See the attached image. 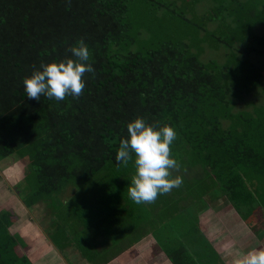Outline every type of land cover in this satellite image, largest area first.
Instances as JSON below:
<instances>
[{"label": "trees", "instance_id": "16d2710c", "mask_svg": "<svg viewBox=\"0 0 264 264\" xmlns=\"http://www.w3.org/2000/svg\"><path fill=\"white\" fill-rule=\"evenodd\" d=\"M81 39L95 69L83 95L28 99L24 79L71 57L66 49ZM138 117L177 132L174 175L183 184L151 204L129 197L134 160L116 161ZM7 158L29 162L21 199L29 208L47 203L61 254L78 238L102 255L128 247L124 238H142L143 216L162 207L178 214L188 196L224 193L250 217L264 206V0H0V161ZM11 226L1 211L0 264H32L17 255L26 245Z\"/></svg>", "mask_w": 264, "mask_h": 264}, {"label": "crops", "instance_id": "0c3cea01", "mask_svg": "<svg viewBox=\"0 0 264 264\" xmlns=\"http://www.w3.org/2000/svg\"><path fill=\"white\" fill-rule=\"evenodd\" d=\"M28 165L29 162L20 159L0 161V212L11 213L10 232L19 236L26 245H19L15 250H22L23 256L28 257L32 264H176L169 253L180 259L179 264H237L248 252L264 250V206L257 207L249 217L226 194L219 193L218 197L208 194L200 198L201 203L188 196L181 207L187 211L201 204L200 216L185 211L178 214L177 220L182 217V222L175 220L161 225L165 233L162 236L161 233L154 236L156 210L149 211L151 215L143 216L138 225L143 229L142 238L136 242L125 238L122 241L123 244L132 243L128 247L110 248L102 255L82 247L80 238L73 236V241H78L67 245L65 254H61L49 238L48 230H51L53 222L47 203L39 202L29 208L21 199L28 194H21V189L31 182L25 181ZM122 214L125 213L122 211ZM107 215L110 217L108 211ZM193 218H197L198 226L187 227ZM259 227L263 229L258 232ZM94 230L98 229L94 227ZM145 230L151 232L147 234ZM53 232L52 229L50 234L56 236ZM91 254H94L93 258Z\"/></svg>", "mask_w": 264, "mask_h": 264}, {"label": "clouds", "instance_id": "9594fccd", "mask_svg": "<svg viewBox=\"0 0 264 264\" xmlns=\"http://www.w3.org/2000/svg\"><path fill=\"white\" fill-rule=\"evenodd\" d=\"M69 6L71 0H68ZM71 57L60 62L42 64L23 81L27 98L40 101L41 96L63 101L66 97L79 99L86 86L84 76L95 75L90 63L91 53L83 39L66 49ZM130 139H122L116 161L126 167L134 160L135 174L131 178L128 194L136 204L154 203L158 196L170 193L183 184V177L174 175L181 164L172 156L177 132L171 126L157 127L138 117L127 125ZM237 264H264V250H252Z\"/></svg>", "mask_w": 264, "mask_h": 264}, {"label": "rangeland", "instance_id": "374dc122", "mask_svg": "<svg viewBox=\"0 0 264 264\" xmlns=\"http://www.w3.org/2000/svg\"><path fill=\"white\" fill-rule=\"evenodd\" d=\"M207 6V3L206 2H204L203 4H201L200 5V9L202 10V9H204L205 7ZM212 52H216V51H212ZM216 54V53H215ZM248 99H252V100H257L258 101V99H259V97H257V96H255V95H251V96H249L248 97ZM7 159H12V158H7ZM10 162H12V161H10ZM14 164V163H13ZM108 182V179H105L104 180V182H103V184H106ZM128 183H130V181H127ZM96 185H98L99 184V182H96L95 183ZM19 189H21V186L19 187ZM73 192V190L72 189H69V190H67V193H72ZM201 201L202 200H200L199 202H197L196 201V203H201ZM202 204H204V203H202ZM136 207V209H138L139 207L136 205L135 206ZM158 210H162L161 212H160V214L159 213H155V218L157 219V220H155V226L157 227L155 230H154V232H153V234H154V236H156V235H159L160 233H161V236L162 235H164L165 233H164V226H161V225H163V224H165V223H173L175 220H177L178 219V217L180 216H178V214H180V213H182V212H184L185 211V209H184V207H182V208H180L181 210L178 212V214H175V213H170V212H168L167 210H165V207H162V209H159V208H157ZM139 212V210H136V211H134V214L136 213V212ZM185 212H188V214H190V215H194V216H200V213H201V204L200 205H196V206H194V208L192 209H189V210H187V211H185ZM137 215L138 216H140L141 217V215L139 214V213H137ZM149 215H151L150 213H147V216H149ZM162 218V221L160 222V219ZM182 217L179 219L180 221H178V222H182ZM197 220V218H193V221H196ZM176 221V222H177ZM192 220H189V222H188V225H187V227L188 226H198V224H199V222H193ZM148 223L146 222V225H147ZM142 226V225H141ZM175 226H177V224H175ZM186 227V228H187ZM263 229V227H259L258 228V232L260 231V230H262ZM142 228H139L138 229V232L139 233H141L142 234ZM17 253V255H19L20 257L21 256H23V254H24V252L22 251V250H19L18 252H16Z\"/></svg>", "mask_w": 264, "mask_h": 264}]
</instances>
